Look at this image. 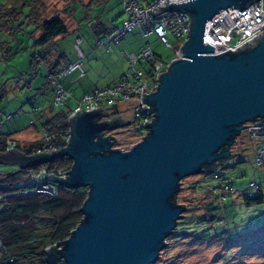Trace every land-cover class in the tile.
<instances>
[{"label":"water","instance_id":"obj_1","mask_svg":"<svg viewBox=\"0 0 264 264\" xmlns=\"http://www.w3.org/2000/svg\"><path fill=\"white\" fill-rule=\"evenodd\" d=\"M256 1L182 0L151 13L186 12L189 37L182 57L159 74L154 91L143 94L154 116L130 149L113 147L115 135L106 133L122 125L123 117L103 119L108 111L96 107L71 114L72 134L59 151L0 152V164L18 169L68 156L74 164L67 176L47 178L88 188L82 221L61 247L47 248L48 264L155 263L186 210L175 202L183 178L230 162L249 122L264 135V32L238 47L215 46L205 37L208 22L221 11Z\"/></svg>","mask_w":264,"mask_h":264},{"label":"rangeland","instance_id":"obj_2","mask_svg":"<svg viewBox=\"0 0 264 264\" xmlns=\"http://www.w3.org/2000/svg\"><path fill=\"white\" fill-rule=\"evenodd\" d=\"M42 1L47 6L57 1H59L58 5H62L65 0ZM121 5L120 0H104L96 5L97 10L94 11L104 16L112 12L114 17H117L115 19L119 20L122 15L118 17L117 14L121 10ZM73 7L80 15L84 14V6L81 2L74 3ZM66 10L70 12L65 14L64 18L73 28L77 21L73 15L74 10L71 7ZM50 14L53 15L51 12ZM23 25L25 28L18 30L15 35L0 30V42L9 43V49L4 50L6 58L0 51V88L7 90L1 103L2 118L5 122L3 127L6 130L25 129L33 115L38 124H41L27 99L32 98L34 94H37L38 98L41 97L36 88L44 83L45 78L30 73V58L34 51V40L31 36L33 27L27 23ZM88 25L85 24L80 29L84 39L81 47L86 53L83 62L87 74L85 77L84 75L80 77L76 83L69 81L77 79L78 70L68 73V81L64 79V83L74 90V97L69 101L71 107L76 105L83 90L89 86L92 87L91 89L107 86L114 80L113 78L129 67V61L123 58V54L115 53L114 47L110 53L104 47L96 46L95 37ZM75 39L74 33H71L60 41V49L65 51L71 61L80 58V53L75 48ZM126 40H131L139 48L148 42L157 57L167 62H171L176 57L179 43L172 33L169 34L171 46L163 43L154 33L143 38L139 27L128 32ZM144 64L149 63L144 62ZM142 65L137 64L138 67ZM150 68L149 64L148 69ZM42 70L43 74H46L45 67ZM42 95L50 100L52 98L50 90ZM132 105L131 102H127L120 106L121 117L130 119V122L123 123L110 132L117 138V142L113 145L115 148L128 150L142 140L145 135L143 133H146V128H142L134 120ZM8 112L15 116L6 122L5 115ZM26 116L27 121L23 123L22 118ZM40 137L41 135L38 138ZM260 144L262 145L261 138L251 137L247 129H244L232 146V150L239 153L235 154L233 162L218 173L222 176L218 177L216 172L207 173L204 170L200 174L183 178L177 202L185 205L186 210L181 219H186L187 222L180 224L181 219L178 221L176 227L178 230L175 229L167 237L166 241L169 242L167 247L161 251L160 258L153 264H264V202L250 205L245 202V196L250 192L252 183L264 180V167L258 166L255 161L257 146ZM14 169L12 165L0 164V170ZM226 183L232 184L233 190L227 192L225 196L220 198L212 192L213 185ZM218 192L220 195L223 194L221 188ZM210 201H218V208L212 213L208 212V219H204L202 223L196 222L194 219L197 217H204ZM197 228L203 231L201 234L205 233L206 238L200 237V233L194 230Z\"/></svg>","mask_w":264,"mask_h":264},{"label":"trees","instance_id":"obj_3","mask_svg":"<svg viewBox=\"0 0 264 264\" xmlns=\"http://www.w3.org/2000/svg\"><path fill=\"white\" fill-rule=\"evenodd\" d=\"M42 2V0H0V30L15 35L18 30L25 28L24 23L31 24V27H33L31 36L34 40V51L30 58V73L38 76L43 74V67L47 70L46 74L42 75L45 78L44 83L36 89L39 94H46V91L49 90L52 92V111L47 114L41 110L37 94L27 100L32 105L34 112L39 113L40 132L46 131L51 135V141L57 151H59L64 147L63 134L71 126L69 115L74 106L71 107L68 102L66 107L59 108L54 104L56 89L54 76L62 69L63 64L75 62L71 61L65 51L60 49V41L71 34L74 29L70 28L65 18L60 14L54 13L51 15L47 11V6ZM97 18V22L90 24V26L100 39L113 28L120 26L112 27L101 20L99 16ZM80 37L83 39V36L80 35ZM7 48L9 49V43L1 41L0 51L4 58L7 57L4 53ZM67 76L61 78L60 82L67 89L72 90V88L64 84V79ZM28 86L31 85L28 84ZM72 91L74 97V90ZM6 92V89L0 88V152L8 150L10 147L9 140H14L16 148L28 154L37 153L39 148L46 146L48 143L44 141L43 136L35 141L22 144L14 138L13 131L9 132L3 127L5 122L2 118L1 103ZM80 97L81 95L78 99ZM120 106L115 104L113 106L114 111L110 113V116H121ZM8 115H11V117L8 118ZM14 116L13 113L8 112L5 115L6 122L12 120ZM134 120L142 128H146L139 120L136 118ZM127 121V119L122 118V124ZM35 124V121H33L32 125ZM115 142H117L116 137ZM262 147L263 141L262 145L257 146L256 155ZM232 160L228 163L220 161V168L216 173L222 172L228 164L233 162ZM73 164V159L68 156H62L49 163L29 168L18 169V167L14 166L15 169L13 171L0 170V264H48L47 248L54 245L61 247L64 240L71 235L72 231L82 221L84 214L81 208L88 196V188L80 187L74 189L47 178L50 173L60 177L67 176ZM205 171L209 173L208 170ZM219 176L222 175L218 174ZM32 180L51 183L55 187V193L49 195L37 192L35 187L31 186L28 187V193L24 194L25 186ZM226 185H229L230 189H226ZM219 188L223 192L222 195L218 192ZM232 190L233 186L230 183L212 186V192L220 198ZM177 196L178 194L175 197V202H177ZM245 202L249 205L264 202V180L259 183H252L250 192L245 196ZM218 206V201H210L206 207L204 217H197L194 220L202 223L204 219H208V212L212 213ZM185 220L181 219L179 223L185 224L187 222ZM194 230L200 233V237L206 238L205 233L201 234L203 232L201 229L197 228Z\"/></svg>","mask_w":264,"mask_h":264},{"label":"built area","instance_id":"obj_4","mask_svg":"<svg viewBox=\"0 0 264 264\" xmlns=\"http://www.w3.org/2000/svg\"><path fill=\"white\" fill-rule=\"evenodd\" d=\"M182 0H151L147 3H142L139 0H122L123 11L126 14L122 24L113 28L107 35L99 40V44L109 51V46L119 44L128 32L139 27L143 38L148 34L154 33L163 43L171 46L169 34L172 33L179 40L177 46L176 58L182 57L181 47L189 37V23L191 17L181 10H164L156 15L151 14L153 11L159 10L160 6L169 5L171 2H179ZM206 27L205 37L210 44L215 46L223 45L226 47H238L245 42L264 32V0H258L245 9L228 8L221 11L209 22ZM83 39L78 36L75 40V48L79 51L80 58L75 62L63 64L62 69L54 76L55 97L54 104L59 108L67 106L69 100L73 97V91L67 89L60 79L67 76L69 72L80 69L83 71L84 52L81 47ZM129 61V67L124 74L114 83L104 87H96L90 92H86L78 99L77 104L70 112L77 110H90L91 108L101 107L103 111H108V114L103 119H112L113 106L115 104L123 105L131 102L133 117L140 121L145 126L146 121H151L153 113H148L145 106L149 107V103L144 101V93L154 91L158 84L159 74L165 71L170 62L157 57L151 45L146 42L138 52H126ZM172 59V60H173ZM151 68L148 69L149 64ZM140 63L142 67H138ZM11 115H8L10 118ZM254 122H249L247 131L253 138H261L263 147L258 150L256 156V164L264 166V135H259L253 128L256 125H251ZM71 126L63 134L64 144L68 145V140L71 136ZM44 141L48 142L46 146L39 148V152H52V149H57L52 140V136L46 131L41 133ZM9 148L15 147L16 142L9 140ZM57 151V150H55ZM45 171V170H44ZM34 186L37 192L53 195L55 187L49 182L30 181L25 186L23 193H28V187ZM230 189L229 185L225 186Z\"/></svg>","mask_w":264,"mask_h":264},{"label":"crops","instance_id":"obj_5","mask_svg":"<svg viewBox=\"0 0 264 264\" xmlns=\"http://www.w3.org/2000/svg\"><path fill=\"white\" fill-rule=\"evenodd\" d=\"M104 0H76V1H73V0H65L64 3L62 5H58L57 2H55L53 5H47V11L52 14L54 13H58L60 14L63 18L65 17V14L69 13L70 11H67L66 8L68 7H71L73 8L74 12H73V15L76 17V24L75 26L72 28L74 29L72 33H74L75 35V38H77L78 36L81 35V30L82 29V26L85 25V24H89L88 27L90 28L92 34L94 35L95 37V41H96V46L97 47H100L101 45L99 44V37H98V34L91 29V26L90 24H94L97 22L98 18L97 16L100 17L101 20L105 21L108 25L110 26H118V25H121L123 20L125 19L126 15L125 13L123 12V5H121V10L119 12L118 17H120L122 15V17L119 19V20H116L117 17H114L113 13H109L107 16H104L103 14H101L100 12L98 13H95L96 11L94 10H97V7L96 6L97 4L103 2ZM140 2L142 3H147V1L149 0H139ZM79 2L82 3V5L84 6V10H83V13L82 15L79 14V11L75 10V8L73 7V4L77 3L79 4ZM120 4H122V0H120ZM51 7V8H50ZM96 14V15H95ZM116 18V19H115ZM141 31V30H140ZM142 34V33H141ZM143 36V35H142ZM104 37V36H103ZM126 36L122 39V41L119 43V44H113L111 46H109V51L105 48V50L107 52H110L112 53L113 51V47L116 49L115 50V53L119 52L121 54H123V58H125L128 62V58L126 56V52H129V53H132V52H138L141 48H139L137 45H134V43L131 41V40H126ZM76 40V39H75ZM84 42V41H83ZM82 42V43H83ZM125 42H127L125 45ZM103 47V46H102ZM112 48V49H111ZM84 52V51H83ZM84 57L86 56V53L84 52ZM79 58H77L76 60H78ZM74 60V61H76ZM129 64V62H128ZM78 70V74L76 75L77 76V79L76 80H71L69 81L70 83H76L78 81V79H80V77H85L87 72L85 70V67H84V62H83V70H84V74H83V71H81L80 69H75L73 70L72 72ZM126 71V68L122 71V73H120L119 76H116L115 78H113L114 80H112V83L116 82L123 74L124 72ZM43 74L39 75V76H42ZM68 76L66 77V80H67ZM68 81V80H67ZM66 81V82H67ZM65 84V83H64ZM66 85V84H65ZM109 85V84H108ZM67 87H69L68 85H66ZM71 88V87H69ZM92 87L89 86L88 88H86L85 90H83L80 95H82L83 93H86V92H90L92 91L93 89H91ZM51 100L48 99L47 97H44L42 94H41V97L38 98V102L39 104L41 105V110L44 112H46L47 114H50L51 113V105H52V100H53V94L51 96ZM39 113H37L35 115V117L38 115ZM34 116V115H33ZM31 117V119L29 120V124L28 126L21 130V129H18L16 130V128H11L7 131L9 132H14L13 133V136L15 139H17L20 143L22 144H27L29 142H32V141H35L38 139L39 135L41 134L40 132V128H41V124H38V122L34 119V117ZM39 118V115L38 117ZM27 119V116L26 117H23L22 120H23V123H25V121ZM42 120V119H41ZM35 121V125H32V122ZM33 130V131H32ZM25 132V133H24ZM27 132H29L28 134H26ZM31 135V136H30ZM30 136V137H29ZM31 137H34V138H31Z\"/></svg>","mask_w":264,"mask_h":264},{"label":"flooded vegetation","instance_id":"obj_6","mask_svg":"<svg viewBox=\"0 0 264 264\" xmlns=\"http://www.w3.org/2000/svg\"><path fill=\"white\" fill-rule=\"evenodd\" d=\"M113 118V117H112ZM111 131H107L106 133H110Z\"/></svg>","mask_w":264,"mask_h":264}]
</instances>
